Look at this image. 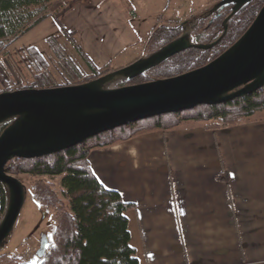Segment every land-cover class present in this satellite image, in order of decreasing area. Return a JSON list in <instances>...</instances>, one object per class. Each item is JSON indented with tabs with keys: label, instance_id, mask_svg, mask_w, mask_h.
Segmentation results:
<instances>
[{
	"label": "crops",
	"instance_id": "obj_1",
	"mask_svg": "<svg viewBox=\"0 0 264 264\" xmlns=\"http://www.w3.org/2000/svg\"><path fill=\"white\" fill-rule=\"evenodd\" d=\"M169 1H67L55 16L102 68L141 43L145 23L165 20ZM90 163L133 206L139 264H264V112L216 131L188 123L140 134L94 150Z\"/></svg>",
	"mask_w": 264,
	"mask_h": 264
},
{
	"label": "trees",
	"instance_id": "obj_2",
	"mask_svg": "<svg viewBox=\"0 0 264 264\" xmlns=\"http://www.w3.org/2000/svg\"><path fill=\"white\" fill-rule=\"evenodd\" d=\"M55 1L0 0V52L49 18L51 15L48 11ZM263 5L264 0H255L238 12L231 20L226 35L213 49L193 48L181 52L127 85L174 78L207 65L244 35ZM230 13L228 7L220 9L211 25L205 28L201 19L197 29L200 32L194 35L196 44L208 45L217 41L223 34L224 22ZM183 32L180 24L160 19L143 44V53L158 50L178 39ZM87 63L93 72L92 79L110 71L109 65L98 68L89 60ZM67 67L80 79L81 73L75 66L68 64ZM51 80L48 72L40 73L33 84L27 86L20 83L15 90L52 88L54 82ZM262 112L264 87L225 104L199 106L191 111L139 121L98 135L58 154L36 159L16 158L9 162L6 166L9 175L17 178L28 175L38 179L32 188L34 198L41 207L54 211V242L41 264H139L136 250L131 245L127 217V212L133 206L126 203L118 191L107 189L98 180L90 163L94 150L129 141L140 134L166 132L188 123H201L212 131L221 130ZM43 177L60 178L59 191ZM5 206L6 194L1 189L0 219ZM0 264L26 263L17 256L0 254Z\"/></svg>",
	"mask_w": 264,
	"mask_h": 264
},
{
	"label": "water",
	"instance_id": "obj_3",
	"mask_svg": "<svg viewBox=\"0 0 264 264\" xmlns=\"http://www.w3.org/2000/svg\"><path fill=\"white\" fill-rule=\"evenodd\" d=\"M255 0H221L181 26L224 7L232 14L224 33L210 45L184 34L157 52L93 82L0 94V191L6 206L0 221V252L9 244L27 200V189L6 172L9 162L58 154L106 132L163 115L215 106L251 95L264 87V5L244 35L207 65L186 74L139 85L109 88L131 81L189 49L210 50L226 35L230 20Z\"/></svg>",
	"mask_w": 264,
	"mask_h": 264
},
{
	"label": "rangeland",
	"instance_id": "obj_4",
	"mask_svg": "<svg viewBox=\"0 0 264 264\" xmlns=\"http://www.w3.org/2000/svg\"><path fill=\"white\" fill-rule=\"evenodd\" d=\"M67 1L73 2L77 0L55 1L48 11L51 15L49 18L0 52V94L5 93L4 90L9 89H12V91L9 92H13V90L17 91L15 89L21 84L29 86L31 83H34L38 74L47 72L48 76L52 79L51 81L54 82V87L52 88L87 84L126 68L136 60L153 54L162 48L152 53H143L144 48L142 42L148 39L156 21L155 23H145L140 33L141 43L137 46L135 44L128 45L123 51L122 57L120 56L121 58L118 60L115 58V61L109 64L110 71L108 73L96 79H92L93 72L85 59L86 54L80 49L76 42V35L79 36V34L73 33L71 30L67 29L62 23L58 22L55 16L57 9L65 5ZM78 1H80V3L82 2V0ZM219 1L221 0H170V7L166 9L164 17L166 22L178 23L181 26L192 16L204 13ZM70 7L71 6L67 5L64 8L67 10ZM228 8H230L231 15L232 7ZM217 12L211 15H204V17L201 18L204 20V28L207 25H211V21L215 18ZM201 19L183 27L184 32L182 35L189 34L190 38L194 41V35L196 32H200L197 29ZM194 43L196 42L194 41ZM65 64H67V66L68 64L75 66L81 73L80 79L75 77V75L72 74L73 71L71 72L70 70L71 68H68ZM129 82L130 81L119 79L108 85V87L120 88L132 86L127 85ZM5 128L6 126H0V136ZM17 179L20 180L27 189V200L16 223L14 234L9 244L0 254L17 256L26 264H41L54 242V211L41 207L35 200L32 188L38 180L37 178L22 175ZM43 179L51 182L55 189L59 191L60 178L43 177Z\"/></svg>",
	"mask_w": 264,
	"mask_h": 264
}]
</instances>
